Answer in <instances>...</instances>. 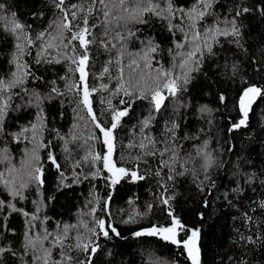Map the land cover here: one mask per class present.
<instances>
[{
  "label": "snow or ice",
  "instance_id": "6c2138e0",
  "mask_svg": "<svg viewBox=\"0 0 264 264\" xmlns=\"http://www.w3.org/2000/svg\"><path fill=\"white\" fill-rule=\"evenodd\" d=\"M0 264H264V0H0Z\"/></svg>",
  "mask_w": 264,
  "mask_h": 264
}]
</instances>
